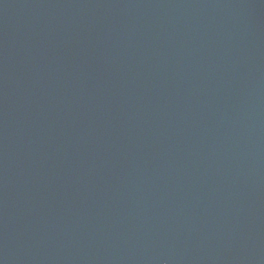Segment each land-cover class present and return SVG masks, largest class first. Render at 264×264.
<instances>
[{
	"label": "water",
	"instance_id": "1",
	"mask_svg": "<svg viewBox=\"0 0 264 264\" xmlns=\"http://www.w3.org/2000/svg\"><path fill=\"white\" fill-rule=\"evenodd\" d=\"M0 264H264V0H0Z\"/></svg>",
	"mask_w": 264,
	"mask_h": 264
}]
</instances>
